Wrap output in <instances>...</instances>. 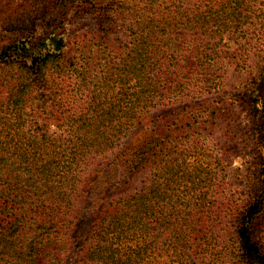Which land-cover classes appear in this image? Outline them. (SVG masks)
<instances>
[{
	"label": "trees",
	"instance_id": "trees-1",
	"mask_svg": "<svg viewBox=\"0 0 264 264\" xmlns=\"http://www.w3.org/2000/svg\"><path fill=\"white\" fill-rule=\"evenodd\" d=\"M0 264H264V0H0Z\"/></svg>",
	"mask_w": 264,
	"mask_h": 264
},
{
	"label": "rangeland",
	"instance_id": "rangeland-1",
	"mask_svg": "<svg viewBox=\"0 0 264 264\" xmlns=\"http://www.w3.org/2000/svg\"><path fill=\"white\" fill-rule=\"evenodd\" d=\"M96 27V20L91 17L78 18L75 17L71 24V31L89 30ZM236 45H233L235 48ZM260 58L251 55L246 59L245 68L248 70L236 69L234 64H225V74L223 79L224 87L227 91L234 92L240 84L249 81L259 73ZM252 69V72H251ZM233 119L230 120L231 130L234 133L230 134V141L227 143V171H228V183H230V190L236 189V186L242 183V169L243 165L250 159L249 147L250 137L246 134L247 121L240 111L233 113ZM227 260V256L225 258Z\"/></svg>",
	"mask_w": 264,
	"mask_h": 264
}]
</instances>
